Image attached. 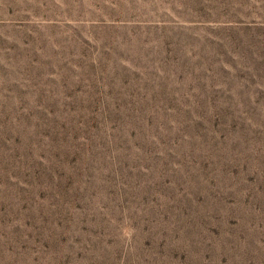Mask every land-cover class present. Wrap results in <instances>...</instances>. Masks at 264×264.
Instances as JSON below:
<instances>
[{
	"label": "rangeland",
	"instance_id": "rangeland-1",
	"mask_svg": "<svg viewBox=\"0 0 264 264\" xmlns=\"http://www.w3.org/2000/svg\"><path fill=\"white\" fill-rule=\"evenodd\" d=\"M0 264H264V0H0Z\"/></svg>",
	"mask_w": 264,
	"mask_h": 264
}]
</instances>
